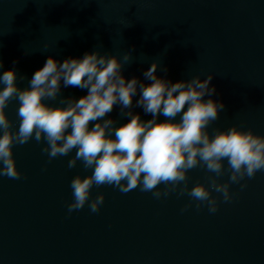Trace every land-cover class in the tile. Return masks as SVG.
Wrapping results in <instances>:
<instances>
[{"label":"water","instance_id":"obj_1","mask_svg":"<svg viewBox=\"0 0 264 264\" xmlns=\"http://www.w3.org/2000/svg\"><path fill=\"white\" fill-rule=\"evenodd\" d=\"M91 52L120 59L131 52L122 74L145 84L156 61L157 76L172 83L212 74L211 98L224 109L209 134L235 125L264 137V0H0V75L15 69L19 88L29 87L48 57L60 64ZM85 95L61 80L60 96L45 103ZM139 95L131 111L146 122L152 117L136 106ZM18 108L15 98L5 108L13 131ZM106 118L117 127L130 119L118 104ZM43 147L34 139L14 146L22 176L0 177V264H264V171L241 181L243 189L233 184L230 202L213 192L215 213L195 202L182 211L187 194L157 200L109 185L91 190V199L104 194L99 212L85 205L69 213L72 179L92 170L79 161L68 168L75 150L49 161ZM210 175L190 170L188 187L207 185Z\"/></svg>","mask_w":264,"mask_h":264},{"label":"clouds","instance_id":"obj_2","mask_svg":"<svg viewBox=\"0 0 264 264\" xmlns=\"http://www.w3.org/2000/svg\"><path fill=\"white\" fill-rule=\"evenodd\" d=\"M131 59V52L125 53L123 59L91 52L82 59L68 58L58 64L50 56L25 89L17 86L15 69L4 71L0 75V177L21 178L13 147L34 139L45 143L42 152L49 161L75 150L68 168H75L79 161L85 170H92L90 175L78 174L72 179L69 213L85 205L91 212H99L104 194L91 199V190L103 185L123 193L139 188L157 200L173 193L187 194L190 200L182 211L195 202L197 209L207 206L210 213H215L219 197L225 203L233 199V184L243 189L247 185L241 181L264 171V137L235 125L209 134V125L224 109L222 102L211 98L215 93V87H209L212 74L205 79L197 75L172 83L157 76L156 61L143 73L145 80L151 81L145 84L136 77L127 80L122 74L123 65ZM61 80L64 87L87 89V95L78 100H61L63 106L45 103L46 99L60 96ZM138 91L136 106L152 117L146 122L131 111ZM206 95L209 99L204 100ZM13 98L19 102L20 122L15 131L5 113ZM117 104L121 113L130 117L119 127L113 119L106 118ZM161 115L167 119L158 122ZM197 167L213 175L207 185L197 183L189 188L188 172ZM225 175L228 179L222 182Z\"/></svg>","mask_w":264,"mask_h":264}]
</instances>
